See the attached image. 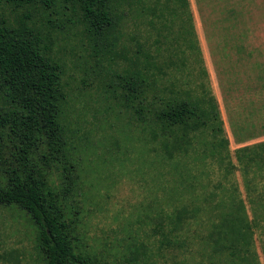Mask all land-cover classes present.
<instances>
[{"label": "trees", "instance_id": "obj_1", "mask_svg": "<svg viewBox=\"0 0 264 264\" xmlns=\"http://www.w3.org/2000/svg\"><path fill=\"white\" fill-rule=\"evenodd\" d=\"M191 22L188 0H0V207L24 214L44 264H108L79 229L84 166L96 152L73 105L67 60L56 48L59 34L71 28L92 43L98 76L109 80L126 127L137 129L125 138L141 142L151 157L162 192L155 200L158 249L192 245L188 226L202 217L198 240L212 264H260L254 233L264 234V140L234 150L250 217L234 183L200 184L208 157L225 178L237 166L215 99L194 95L175 74L186 60L178 38L189 52L197 50ZM176 24L180 33L171 40ZM151 30L158 36L153 52ZM160 37L168 40L165 48ZM203 132L209 139L194 150ZM147 251L143 242L135 245L133 264Z\"/></svg>", "mask_w": 264, "mask_h": 264}, {"label": "rangeland", "instance_id": "obj_2", "mask_svg": "<svg viewBox=\"0 0 264 264\" xmlns=\"http://www.w3.org/2000/svg\"><path fill=\"white\" fill-rule=\"evenodd\" d=\"M188 2L197 50L189 52L178 38L175 44L185 50L186 60L175 74L194 95L205 92L215 99L223 121V135L229 140L230 159L237 166L234 155L237 147L264 140V0ZM177 30L176 24L170 39L177 36ZM64 31L58 36L56 48L67 60L66 80L74 97L73 105L78 109L81 129L90 132L96 152V155L90 153L91 160L84 166L86 173L80 189L84 201L79 229L84 241L96 252L105 254L108 264H133L131 250L140 242L148 246V251L138 264L144 261L146 264H212L202 254L198 240L205 233L202 217L199 223L191 222L188 226L187 236L192 245L188 242L180 248L158 249L155 200L162 192L158 189L160 180L152 169L151 157L143 155L141 142L125 138L126 134L127 137L130 133L137 134V129L131 127L130 131L126 127L124 108L114 97L116 93L108 88L109 80L103 74L98 76L92 43L84 36L75 35L74 28L66 30L67 34ZM151 33L153 52L158 46L154 41L158 36L155 30ZM168 33L167 29L161 31ZM160 40V47L165 48L168 40L162 37ZM116 139L118 147L114 144ZM205 139H209L207 132L198 134L193 149L200 150ZM211 161L208 157L206 162L210 165H203L207 175L199 179L200 184L211 182V188L218 181L225 187L234 183L252 217L238 166L225 178L223 169ZM188 164L196 165L190 158ZM197 171L194 167L193 172ZM58 175L53 173L55 179ZM200 190L197 184L198 196L203 194ZM254 247L260 264H264L262 232L254 233ZM0 264H44L34 228L24 214L1 207Z\"/></svg>", "mask_w": 264, "mask_h": 264}]
</instances>
